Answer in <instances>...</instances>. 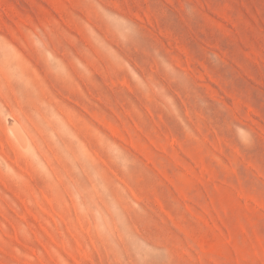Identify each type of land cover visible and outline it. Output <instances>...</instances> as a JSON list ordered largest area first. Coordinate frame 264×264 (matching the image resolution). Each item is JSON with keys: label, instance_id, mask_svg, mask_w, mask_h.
<instances>
[{"label": "rangeland", "instance_id": "374dc122", "mask_svg": "<svg viewBox=\"0 0 264 264\" xmlns=\"http://www.w3.org/2000/svg\"><path fill=\"white\" fill-rule=\"evenodd\" d=\"M0 264H264V0H0Z\"/></svg>", "mask_w": 264, "mask_h": 264}, {"label": "bare ground", "instance_id": "6f19581e", "mask_svg": "<svg viewBox=\"0 0 264 264\" xmlns=\"http://www.w3.org/2000/svg\"><path fill=\"white\" fill-rule=\"evenodd\" d=\"M12 126H14V125H12ZM18 127H19V126H18ZM14 129H16L17 134H18V137L20 138V140H21V141L25 140V136H24V134H22V132L17 128V126H15ZM19 138H18V139H19Z\"/></svg>", "mask_w": 264, "mask_h": 264}]
</instances>
